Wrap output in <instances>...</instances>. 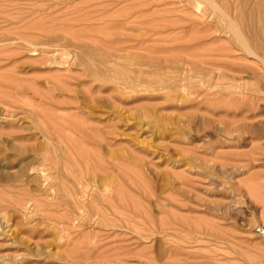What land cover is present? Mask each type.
Listing matches in <instances>:
<instances>
[{
    "label": "rangeland",
    "instance_id": "374dc122",
    "mask_svg": "<svg viewBox=\"0 0 264 264\" xmlns=\"http://www.w3.org/2000/svg\"><path fill=\"white\" fill-rule=\"evenodd\" d=\"M192 3L0 0V264H264L262 65Z\"/></svg>",
    "mask_w": 264,
    "mask_h": 264
},
{
    "label": "bare ground",
    "instance_id": "6f19581e",
    "mask_svg": "<svg viewBox=\"0 0 264 264\" xmlns=\"http://www.w3.org/2000/svg\"><path fill=\"white\" fill-rule=\"evenodd\" d=\"M186 2H187V0H185ZM264 1V0H263ZM157 2H158V0H157ZM193 2H194V6L192 5V7L190 6L191 4H189V5H185V6H187V8H188V6L189 7H191V8H193V7H195L194 9L195 10H202V4L203 3H206V2H209V4H207V6H209V5H211V7L213 8V10H214V12H212V13H215V15H216V20L218 21V26H219V28L220 29H223V28H225L226 30H225V32L227 33L226 35H229V33H230V36H231V34H232V37H230L229 36V38H228V40L226 39V42L228 43V45H230L231 43L232 44H234V42L237 44L238 42L240 43V45L238 44V46L240 47L241 46V44H242V46H243V48L250 54V55H252L257 61H259V63L262 65V67H261V81L263 82V85H264V56L263 55H261V54H259L257 51H256V49H254L253 48V46L251 47L247 42V40H246V38H245V35L242 33V31H240L239 29L240 28H238L239 27V25L238 24H236L237 22L234 20V18L230 15V13H227L226 12V10L225 9H223V8H221L219 5H218V3H215V1L214 0H193ZM180 3V2H179ZM184 3V2H183ZM181 4V3H180ZM185 4H187V3H185ZM262 4H263V2H262ZM182 6H183V4H182ZM184 6V7H185ZM131 7V6H130ZM210 7V6H209ZM263 7H264V5H263ZM154 8V7H153ZM186 8V7H185ZM204 8V7H203ZM193 9V10H194ZM206 8H204V10H205ZM144 10V9H143ZM206 10H208V9H206ZM205 10V11H206ZM151 11V10H150ZM205 11H204V13H205ZM181 12V11H180ZM184 12V11H183ZM201 12H203V11H201ZM208 12V11H207ZM132 14V13H131ZM208 14V13H207ZM198 15H200V14H198ZM202 15H204V14H202ZM206 15V14H205ZM209 15V14H208ZM213 15V14H212ZM212 15H210V16H212ZM262 16V15H261ZM260 16V17H261ZM132 17V16H131ZM147 17V16H146ZM200 17V16H199ZM128 18V17H127ZM202 18V17H201ZM205 18V17H204ZM209 18V17H208ZM213 18H215L214 17V15H213ZM218 18V19H217ZM150 19V18H149ZM213 20V19H212ZM157 21V20H156ZM202 21V20H201ZM204 21H205V19H204ZM203 21V22H204ZM210 21V20H209ZM263 21V20H262ZM134 22V21H133ZM131 23V22H130ZM149 23V22H148ZM204 23H206V21L204 22ZM213 23V22H212ZM215 23V22H214ZM142 25V24H141ZM238 25V26H237ZM204 26V25H203ZM151 27V26H150ZM153 27V26H152ZM201 27H202V25H201ZM213 27V26H212ZM199 28V27H198ZM198 28H197V30H198ZM207 28V27H206ZM200 29V28H199ZM215 29V28H214ZM194 30V29H193ZM202 30V29H201ZM201 30H199V31H201ZM205 30V29H204ZM210 30H212V29H210ZM209 31V30H208ZM216 31H217V29H216ZM198 32V31H197ZM210 32V31H209ZM219 32V31H218ZM225 32H223V33H225ZM202 33V32H201ZM205 33V32H204ZM220 34V33H219ZM205 35H206V33H205ZM204 36V35H203ZM212 37V36H211ZM221 37V36H220ZM223 37V36H222ZM209 38V37H208ZM207 38V39H208ZM218 38V37H217ZM210 39H212V38H210ZM189 40V39H188ZM203 40V39H202ZM218 41V40H217ZM178 42V41H177ZM205 42H206V37H205ZM226 42H223V43H226ZM207 43V42H206ZM215 43H217V42H215ZM222 43V42H221ZM31 45V44H30ZM48 46H53V45H51V44H47ZM57 45V44H56ZM197 45V44H196ZM218 45V44H217ZM219 45H220V42H219ZM218 45V46H219ZM46 46V45H45ZM48 46H46V47H48ZM58 46L59 45H57V47H55V48H58ZM202 46V45H201ZM225 46H227L226 44H225ZM224 46V47H225ZM49 47V48H50ZM67 47V46H66ZM134 47V46H133ZM199 47V46H198ZM215 47H217V46H215ZM221 48H223V49H225L223 46H220ZM229 47V46H228ZM53 48V47H52ZM60 48V47H59ZM59 48H58V50H59ZM68 48V47H67ZM67 48H60V49H64L63 51H65ZM130 48V47H129ZM232 48V47H231ZM132 49H134V48H132ZM142 49V48H141ZM146 49V48H145ZM194 49V48H193ZM196 50H197V48H195ZM216 49V48H215ZM227 49V48H226ZM225 49V51H228V49L226 50ZM139 50V49H138ZM190 50V49H189ZM217 50H219V49H216L215 50V52H218ZM232 50V49H231ZM68 51H70L69 50V48L67 49V52ZM191 51H192V49H191ZM195 51V50H194ZM211 51V50H210ZM220 51V50H219ZM223 51V53L225 52L224 50H222ZM150 52V51H149ZM176 52V51H175ZM185 52V51H184ZM205 52V51H204ZM206 52H207V50H206ZM221 52V51H220ZM228 54H229V52H227ZM226 53V54H227ZM69 54V53H68ZM184 54V53H183ZM192 54H193V51H192ZM220 53L218 52V55H219ZM167 55V54H166ZM223 55V54H222ZM67 56V55H66ZM215 56V55H214ZM217 56V55H216ZM219 56H221V55H219ZM224 56V55H223ZM210 57V56H209ZM212 57V56H211ZM229 57H230V55H229ZM220 69V68H219ZM220 75H221V73H219ZM259 79V80H260ZM260 81V82H261ZM217 82V81H216ZM215 82V83H216ZM214 83V84H215ZM233 86V85H232ZM210 87V86H209ZM233 87H235V86H233ZM212 88V87H211ZM209 89V88H208ZM212 90H213V88H212ZM210 91V90H209ZM214 91H216V90H214ZM246 91V90H245ZM244 91V92H245ZM212 92V91H211ZM192 93V92H191ZM208 93V92H207ZM190 94V93H189ZM217 94H218V92H217ZM229 94V93H228ZM236 94L238 95L237 97H236ZM212 95H215V94H212ZM231 95H233L232 97H236V98H234L235 99V102H236V99H239V98H241L242 97V95H243V91H241V90H239L238 89V87H236V88H234L233 90H232V94ZM230 96V95H229ZM9 97V96H8ZM198 96H196V98H197ZM200 97H201V95H200ZM224 97H225V95H224ZM227 97H228V95H227ZM244 97H246L247 98V95L246 96H243L241 99H244ZM251 99H253V98H251ZM232 100H233V98H232ZM231 100V101H232ZM248 100H249V98H248ZM246 101V100H245ZM77 117V116H76ZM231 117V116H230ZM234 117V116H233ZM245 117V116H244ZM229 118V117H228ZM235 118V117H234ZM245 119H246V117H245ZM83 121V120H82ZM246 122V121H245ZM84 123V122H83ZM249 123V122H248ZM257 128V127H256ZM229 130V132L231 133V135H232V133H234L235 135H239V137H242V134H241V132L239 131L240 130V128H239V126H231V127H229L228 128ZM227 132V131H226ZM250 132H252V130L250 131ZM229 134V133H228ZM207 138H209V137H207ZM226 160V159H225ZM231 160V159H230ZM229 160V161H230ZM255 161V160H254ZM241 163V162H240ZM81 171V170H80ZM239 173V172H238ZM111 175V174H110ZM95 178V177H94ZM94 182V181H93ZM259 183V182H258ZM103 184V183H102ZM94 185H96V183L94 184ZM88 186V185H87ZM87 186H86V188H84V186H81L82 188L79 190V197L80 198H85L86 196H88V189H87ZM96 186H98V185H96ZM95 186V187H96ZM103 186V185H102ZM118 186V185H117ZM97 188V187H96ZM111 189V188H110ZM103 190V189H102ZM101 190V191H102ZM112 190H105V191H103L101 194H100V196L101 197H103V199L106 197V199H107V196H110V197H115V193H113V191L111 192ZM96 192H97V189H94V192L93 193H89L90 195H92L91 196V198H92V200L91 201H93V200H95V195H96ZM116 192V191H115ZM78 195V194H77ZM100 196H98V197H100ZM78 197V196H77ZM110 197H108V198H110ZM73 198V197H72ZM78 199V198H77ZM76 199V200H77ZM89 199V198H88ZM82 200V199H81ZM113 200V199H112ZM177 200V199H176ZM95 203V202H94ZM133 203V202H132ZM92 205V204H91ZM205 205V204H204ZM191 208V207H190ZM135 209V208H134ZM193 211H194V209L193 208H191ZM196 209V208H195ZM76 219V218H75ZM201 221V220H200ZM171 222V225H172V221H170ZM156 223V222H155ZM163 223H164V220H163ZM166 223H167V221H166ZM165 223V225L166 226H168L169 224H166ZM205 223V222H204ZM162 223L160 222V226H162L161 225ZM188 224V223H187ZM173 225H176L175 223L173 224ZM207 225H209V224H207ZM164 226V225H163ZM206 227V226H205ZM157 228V227H156ZM210 228H213V227H211L210 226ZM209 228V229H210ZM215 228H217V227H215ZM157 230V229H156ZM211 230V229H210ZM221 230V229H220ZM158 232H159V229L157 230ZM167 231V230H166ZM166 231H165V233H166ZM156 232V231H155ZM157 232V233H158ZM160 232H162V231H160ZM173 232H174V229H173ZM193 232V231H192ZM221 232V231H220ZM164 233V234H165ZM175 233H176V231H175ZM223 233V232H222ZM226 234V233H225ZM202 235V234H201ZM203 235H205V234H203ZM202 235V236H203ZM208 235V234H207ZM223 235H224V233H223ZM198 236V235H197ZM201 236V237H202ZM227 236V235H226ZM209 237V236H208ZM229 237V236H228ZM231 237V236H230ZM196 238V237H195ZM204 238V237H203ZM207 238V237H206ZM218 240V239H217ZM192 242V241H191ZM192 248V247H191ZM182 256H184V255H182ZM247 256V255H246ZM185 257V256H184ZM254 257V256H253ZM183 260V259H182Z\"/></svg>",
    "mask_w": 264,
    "mask_h": 264
}]
</instances>
